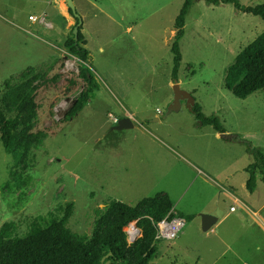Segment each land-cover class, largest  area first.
Here are the masks:
<instances>
[{"label":"rangeland","instance_id":"rangeland-1","mask_svg":"<svg viewBox=\"0 0 264 264\" xmlns=\"http://www.w3.org/2000/svg\"><path fill=\"white\" fill-rule=\"evenodd\" d=\"M61 1L67 10L64 0H0V104L24 75L36 103L30 132L41 138L18 159L0 142V225L13 220L15 234L22 236L36 217L58 219L72 203L67 227L89 235L94 210L105 202L135 205L164 191L171 212L187 220L176 238L155 242L153 264H264V230L225 193L231 189L250 205L264 200L262 174L257 172L250 192L243 170L253 161L251 147L264 154V94L256 90L238 98L232 92L246 62L264 49V21L231 3L193 0L171 81L170 45L183 0H72L98 87L69 116L88 84L79 73L80 60L63 45L76 20L63 21ZM42 11L53 29L29 19ZM173 82L236 140L223 141L212 126H198L184 101L167 112ZM129 113L135 115L133 127L115 128ZM158 137L215 180L161 147ZM203 214L218 216L215 229L202 230ZM258 214L264 215V206Z\"/></svg>","mask_w":264,"mask_h":264},{"label":"trees","instance_id":"trees-1","mask_svg":"<svg viewBox=\"0 0 264 264\" xmlns=\"http://www.w3.org/2000/svg\"><path fill=\"white\" fill-rule=\"evenodd\" d=\"M205 1L213 5L231 3L236 10L258 16L264 21V1L255 5H244L239 0ZM192 2L183 0L174 20L175 31L170 45L173 56L172 81L177 78L181 60L179 41L184 34L185 16ZM261 35L264 37V30ZM85 43L79 27L77 37H74L71 30V36L63 44L69 54L80 60L78 70L88 84V90L80 94L69 116L80 111L98 87L91 65L87 63L89 51ZM256 90H262L264 94V49L246 62L244 75L232 92L238 98H245ZM6 110H12L14 114L8 115ZM191 112L198 126L210 125L219 133L225 132L219 120L213 115L204 114L196 102ZM35 117L34 91L28 87L22 75L20 81L10 85L3 93L0 104V142L14 159L27 154L32 146L41 142L37 133L30 132ZM250 151L253 161L244 170L247 173L246 189L252 192L257 172L262 174L264 182V154L255 147H251ZM171 207L169 196L163 193L143 197L135 205L109 200L102 208L94 210L89 235L78 234L67 227L72 203L66 204L58 219L44 220L43 217H36L22 236L15 234L16 223L13 220L5 221L0 225V264H153V259L158 255L154 222L166 215L173 216ZM131 221H136L141 234L133 244L128 245L123 228Z\"/></svg>","mask_w":264,"mask_h":264},{"label":"crops","instance_id":"crops-1","mask_svg":"<svg viewBox=\"0 0 264 264\" xmlns=\"http://www.w3.org/2000/svg\"><path fill=\"white\" fill-rule=\"evenodd\" d=\"M58 9H59V13H60V15H61V17L63 18V21L64 22H66V21H72L73 19L75 20V18H73L72 16H71V14L69 13V11H68V9L67 10H65V13L64 12H62V10H61V8H60V5L58 4ZM44 10V9H43ZM45 11H42V13L41 14H44L45 15V13H44ZM40 14V15H41ZM30 16V15H29ZM39 16V15H38ZM45 19H46V16H45ZM33 21V20H32ZM36 22H38V21H36ZM46 22H48L49 23V26H46V25H44L45 27H47L48 29H53V22L51 21V20H47L46 19ZM39 23V22H38ZM41 24V23H40ZM175 31V30H174ZM174 34V33H173ZM85 38V37H84ZM85 40H86V38H85ZM86 43H87V41H86ZM85 43V44H86ZM85 46V45H84ZM88 50V49H87ZM89 51V50H88ZM172 81V80H171ZM172 84V83H171ZM201 109V108H200ZM134 114L133 113H129V115H128V117H126V118H129L130 120H131V122L133 121V118H134ZM191 116H194L193 114H191ZM122 119H124V118H122ZM155 121H157V122H160V119L158 118V116H155V119H154ZM127 127V126H126ZM129 127H133V123H132V125L131 126H129ZM116 128V127H115ZM214 130V129H213ZM215 131V130H214ZM229 135H233V134H230V132L229 131H227V130H225V132L224 133H219V132H217V131H215V136L218 138V139H222L223 141H226V142H230V141H233V140H236V139H234L236 136L234 135V136H232V137H230ZM226 138V139H225ZM149 140L150 139H153V138H148ZM156 140H157V142L158 143H160L161 144V147H165V148H167V149H169V151H171V152H173L175 155H177V156H179V157H181L183 160H185L186 162H188V163H190V165L194 168V169H196V171L199 173V174H203L204 176H205V178H207V179H209V180H211V181H214L215 179H214V176H212L209 172H207V171H205V169L204 168H201L199 165H197V164H195L194 162H192V161H190L188 158H185V157H183V156H181V154H179V153H177V151H176V149H174L175 147H172L171 145H169V143H171L170 141H167V140H165V139H163V138H160V137H158V138H156ZM173 143V142H172ZM163 145V146H162ZM245 168V167H244ZM244 168H243V170H244ZM245 171V170H244ZM246 172V171H245ZM247 179V178H246ZM246 182V181H245ZM255 188H256V185H255ZM255 190V189H254ZM157 193H163V194H167V193H165L164 191L163 192H157ZM225 193L228 195V196H230V197H232L234 200H235V202H240L241 203V205L242 206H244V208H245V210H247L248 212H251V214H252V216H251V219H252V221L259 227V228H261L262 230H264V215H261V214H258L262 209H263V206H264V200L263 201H261L260 203H257V205H250V204H248L247 202H244V201H242V200H240V198H238L237 196H235L234 195V193L231 191V189H225ZM168 195V194H167ZM169 196V195H168ZM170 198V197H169ZM171 200V199H170ZM171 203H172V201H171ZM251 207H250V206ZM233 209V206H230V210H232ZM171 210H173V212H175V209H174V207H173V204H172V207H171ZM180 214V213H179ZM182 217H184L182 214H180ZM215 217V221L210 225V227L207 229V230H212L213 228L215 229V225L217 224V222L220 220L219 218H218V216L217 215H215L214 216ZM185 219H186V217H184ZM192 220L193 218H189V220ZM187 220V219H186ZM186 223V222H185ZM207 230H205V231H207ZM181 232V231H180ZM178 236V235H177Z\"/></svg>","mask_w":264,"mask_h":264},{"label":"built area","instance_id":"built-area-1","mask_svg":"<svg viewBox=\"0 0 264 264\" xmlns=\"http://www.w3.org/2000/svg\"><path fill=\"white\" fill-rule=\"evenodd\" d=\"M30 20L38 21L41 24L49 26V23L46 22L45 15L41 14L39 16L30 15ZM110 118L113 122H117L118 120L110 115ZM186 219L179 215H173L165 217L154 222L155 227V239L156 240H172L177 237V235L182 230L185 225ZM124 232L126 233V241L128 245L133 244L137 238L140 237V229L138 228L136 221L129 222L124 228Z\"/></svg>","mask_w":264,"mask_h":264},{"label":"water","instance_id":"water-1","mask_svg":"<svg viewBox=\"0 0 264 264\" xmlns=\"http://www.w3.org/2000/svg\"><path fill=\"white\" fill-rule=\"evenodd\" d=\"M64 2L71 16L77 20V22L74 24L72 28V33L74 37L76 38L77 31L79 27L81 26V18L76 13L72 0H64ZM171 85H172L173 98L167 107V112L178 110L181 106V101H184L187 109L191 111L195 103V100L192 94L189 91L182 89L177 82H173ZM118 123L119 124L116 126V128L118 129L125 127V126L132 125V122L129 118L121 119L118 121ZM229 136L232 137L234 135H229ZM214 221H215L214 216L209 215V214H203L201 216L202 230L204 231L207 230Z\"/></svg>","mask_w":264,"mask_h":264},{"label":"bare ground","instance_id":"bare-ground-1","mask_svg":"<svg viewBox=\"0 0 264 264\" xmlns=\"http://www.w3.org/2000/svg\"><path fill=\"white\" fill-rule=\"evenodd\" d=\"M60 8H61L62 12H64V13H65V5L63 4V2H62V1H61Z\"/></svg>","mask_w":264,"mask_h":264}]
</instances>
